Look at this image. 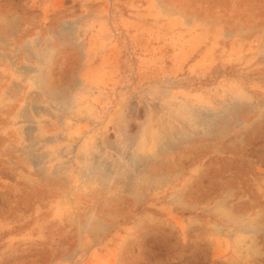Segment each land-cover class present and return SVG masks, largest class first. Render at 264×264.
I'll return each instance as SVG.
<instances>
[{
	"label": "rangeland",
	"instance_id": "1",
	"mask_svg": "<svg viewBox=\"0 0 264 264\" xmlns=\"http://www.w3.org/2000/svg\"><path fill=\"white\" fill-rule=\"evenodd\" d=\"M0 264H264V0H0Z\"/></svg>",
	"mask_w": 264,
	"mask_h": 264
},
{
	"label": "crops",
	"instance_id": "2",
	"mask_svg": "<svg viewBox=\"0 0 264 264\" xmlns=\"http://www.w3.org/2000/svg\"><path fill=\"white\" fill-rule=\"evenodd\" d=\"M4 99H19V97H17L15 94H11V96H9L8 98H4ZM21 99H27V97L26 96L24 97V95L22 94Z\"/></svg>",
	"mask_w": 264,
	"mask_h": 264
}]
</instances>
